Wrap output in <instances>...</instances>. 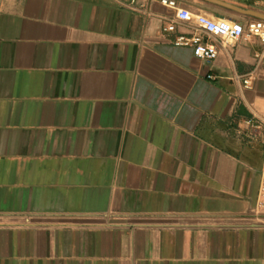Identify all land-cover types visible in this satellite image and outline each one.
I'll return each instance as SVG.
<instances>
[{"label": "crops", "instance_id": "1", "mask_svg": "<svg viewBox=\"0 0 264 264\" xmlns=\"http://www.w3.org/2000/svg\"><path fill=\"white\" fill-rule=\"evenodd\" d=\"M169 20L159 0H0V264H264V41L203 34L197 58Z\"/></svg>", "mask_w": 264, "mask_h": 264}, {"label": "built area", "instance_id": "2", "mask_svg": "<svg viewBox=\"0 0 264 264\" xmlns=\"http://www.w3.org/2000/svg\"><path fill=\"white\" fill-rule=\"evenodd\" d=\"M247 4L264 12V0H246ZM159 2L174 12L176 21L192 22L194 32L190 36L179 35L175 38L174 43L177 45L190 46L194 56L202 59H211L216 55L214 45L202 40L203 34H209L237 40L244 34L254 35L264 41V20L249 18L245 23L217 15L206 14L204 12H192L185 7L180 0H159ZM175 20H169L164 26L167 31H173L176 24ZM249 78H245V86L249 84ZM254 218L261 224H264V153L263 163L259 175V184L257 189L256 200L253 210Z\"/></svg>", "mask_w": 264, "mask_h": 264}, {"label": "water", "instance_id": "3", "mask_svg": "<svg viewBox=\"0 0 264 264\" xmlns=\"http://www.w3.org/2000/svg\"><path fill=\"white\" fill-rule=\"evenodd\" d=\"M198 2L212 5V6H219L223 7L231 12L244 15L248 18H255V19H261L264 20V12L257 10L252 7H246L241 4L228 2L225 0H196ZM220 17H223L222 15H219Z\"/></svg>", "mask_w": 264, "mask_h": 264}, {"label": "rangeland", "instance_id": "4", "mask_svg": "<svg viewBox=\"0 0 264 264\" xmlns=\"http://www.w3.org/2000/svg\"><path fill=\"white\" fill-rule=\"evenodd\" d=\"M242 5V4H241Z\"/></svg>", "mask_w": 264, "mask_h": 264}]
</instances>
